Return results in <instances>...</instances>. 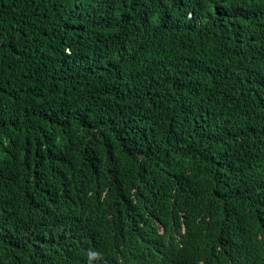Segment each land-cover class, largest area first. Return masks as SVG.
Instances as JSON below:
<instances>
[{
    "label": "trees",
    "instance_id": "16d2710c",
    "mask_svg": "<svg viewBox=\"0 0 264 264\" xmlns=\"http://www.w3.org/2000/svg\"><path fill=\"white\" fill-rule=\"evenodd\" d=\"M182 200L195 264H264V0H0V264H121Z\"/></svg>",
    "mask_w": 264,
    "mask_h": 264
},
{
    "label": "clouds",
    "instance_id": "9594fccd",
    "mask_svg": "<svg viewBox=\"0 0 264 264\" xmlns=\"http://www.w3.org/2000/svg\"><path fill=\"white\" fill-rule=\"evenodd\" d=\"M196 200H182L189 209L170 224L159 223L158 229L147 226L143 220H131L126 223L120 243L115 249L126 251L121 264H195V261L206 253L209 239L217 236L215 231L207 230L201 221L195 219L196 213L190 203L193 206ZM42 204L46 205L47 202ZM55 206L53 213H58L55 218L65 221L67 210L61 213L63 208H58L57 203ZM132 222H135V227L132 226ZM81 232L85 241L93 245L96 233L93 218ZM132 232L134 236L129 239ZM220 237L222 236L220 235L219 239ZM204 263L200 261V264Z\"/></svg>",
    "mask_w": 264,
    "mask_h": 264
}]
</instances>
